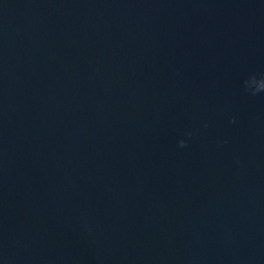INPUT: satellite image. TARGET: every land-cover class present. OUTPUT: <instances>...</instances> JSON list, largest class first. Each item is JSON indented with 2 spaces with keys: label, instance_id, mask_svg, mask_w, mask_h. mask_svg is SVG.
I'll return each mask as SVG.
<instances>
[{
  "label": "water",
  "instance_id": "95a60500",
  "mask_svg": "<svg viewBox=\"0 0 264 264\" xmlns=\"http://www.w3.org/2000/svg\"><path fill=\"white\" fill-rule=\"evenodd\" d=\"M261 81L262 0H0V256L264 264Z\"/></svg>",
  "mask_w": 264,
  "mask_h": 264
},
{
  "label": "clouds",
  "instance_id": "9594fccd",
  "mask_svg": "<svg viewBox=\"0 0 264 264\" xmlns=\"http://www.w3.org/2000/svg\"><path fill=\"white\" fill-rule=\"evenodd\" d=\"M262 2H264V0H262ZM249 79L251 80V78H249ZM259 83L264 84V81H261V82H259ZM229 120H230V122H231L232 118L230 117ZM184 135H185V136H188V135H190V133L185 132ZM176 144H177L178 147H184L185 144H186V140L183 139V138H178V139L176 140ZM0 264H7V260H6V258L0 256Z\"/></svg>",
  "mask_w": 264,
  "mask_h": 264
}]
</instances>
